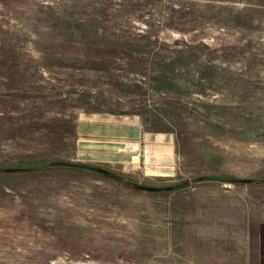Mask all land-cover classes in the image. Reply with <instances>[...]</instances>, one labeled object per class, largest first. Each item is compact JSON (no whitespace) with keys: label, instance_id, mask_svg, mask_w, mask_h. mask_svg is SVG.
Masks as SVG:
<instances>
[{"label":"rangeland","instance_id":"obj_1","mask_svg":"<svg viewBox=\"0 0 264 264\" xmlns=\"http://www.w3.org/2000/svg\"><path fill=\"white\" fill-rule=\"evenodd\" d=\"M212 173L264 179V0H0V264H264V181Z\"/></svg>","mask_w":264,"mask_h":264},{"label":"crops","instance_id":"obj_2","mask_svg":"<svg viewBox=\"0 0 264 264\" xmlns=\"http://www.w3.org/2000/svg\"><path fill=\"white\" fill-rule=\"evenodd\" d=\"M118 128L113 127L112 125H96V124H83L81 128V136H84L82 139H84V144L88 145V148H94V149H88L96 152L95 154H91L90 151L88 152L90 155V160H84L83 162H91L92 157L95 158L97 156L102 155V152L98 150L97 148L102 149V146L107 145L110 148L117 149L113 152H117L120 150L121 147H126V149L130 148L134 150V148L137 146H140V141H134V139L143 137L141 133H139V129L133 128L132 126H127L125 128L126 133L130 134L131 132L135 135V138L132 140H114L118 137H122L119 132L116 130ZM134 131V132H133ZM139 131V132H138ZM124 132V128H123ZM104 138H109L108 140ZM114 138V139H113ZM117 143V144H116ZM142 144V141H141ZM97 147V148H96ZM125 149V150H126ZM104 150V149H103ZM132 153V152H131ZM136 153V152H135ZM134 157H139L140 155L138 152L136 154L132 153Z\"/></svg>","mask_w":264,"mask_h":264},{"label":"water","instance_id":"obj_3","mask_svg":"<svg viewBox=\"0 0 264 264\" xmlns=\"http://www.w3.org/2000/svg\"><path fill=\"white\" fill-rule=\"evenodd\" d=\"M64 166L68 167H74V168H82V169H88V170H95L99 172H106L105 169L102 167L90 164V163H83V162H74V161H62L60 162ZM195 181L200 180H213V181H221V182H227V183H250L252 182L251 178H241V177H234L230 175L225 174H205L201 176H197L194 178ZM123 183L127 184L128 186L143 190V191H162V190H171L175 187L180 186L181 184H174V185H166V186H155V185H147L142 183H137L130 180H123Z\"/></svg>","mask_w":264,"mask_h":264},{"label":"trees","instance_id":"obj_4","mask_svg":"<svg viewBox=\"0 0 264 264\" xmlns=\"http://www.w3.org/2000/svg\"><path fill=\"white\" fill-rule=\"evenodd\" d=\"M257 180L258 181H264V179H262V178H256V179L252 178V182L251 183H253L254 181H257ZM192 183H195V180H192ZM183 186H186V182H182L179 187H183Z\"/></svg>","mask_w":264,"mask_h":264}]
</instances>
